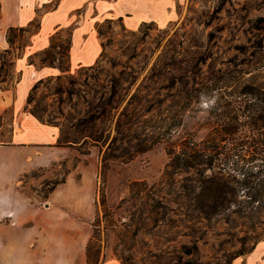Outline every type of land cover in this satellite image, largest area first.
<instances>
[{"label": "rangeland", "instance_id": "obj_1", "mask_svg": "<svg viewBox=\"0 0 264 264\" xmlns=\"http://www.w3.org/2000/svg\"><path fill=\"white\" fill-rule=\"evenodd\" d=\"M164 4L152 0V15L162 17ZM88 8L94 11L92 3ZM171 9L166 22L152 19L135 29L103 19L98 60L65 67L29 93L26 110L58 123L75 141L63 163L36 169L26 181L47 192L78 166L97 180L90 264L110 257L121 264H232L264 239V206L211 211L203 188L228 182L239 199L251 196L244 171L260 159L234 163L211 155L214 137L230 136L216 126L235 124L238 115L235 135L251 147L264 142L263 116L254 128L246 115L254 108L263 113L264 0H176ZM69 27L56 36L65 53ZM27 39H17L14 51ZM5 62L0 86L13 88L18 74ZM13 110L0 119L7 124L1 136ZM91 125L100 139L84 136ZM189 138L211 154L173 168L172 151Z\"/></svg>", "mask_w": 264, "mask_h": 264}, {"label": "crops", "instance_id": "obj_2", "mask_svg": "<svg viewBox=\"0 0 264 264\" xmlns=\"http://www.w3.org/2000/svg\"><path fill=\"white\" fill-rule=\"evenodd\" d=\"M123 1L0 0V49L15 48L7 38L9 26L40 18L39 31L14 57L18 79L13 88L0 86V119L8 107L14 109L8 133L0 135V264H90L87 245L97 214L96 178L78 166L47 196L25 179L36 169L62 163L72 151L60 141L58 124L26 110L34 83L62 71L57 65L31 63L30 55L47 48L57 29L73 26L70 66L91 65L103 50L97 28L103 19L118 18L129 29L152 19L164 23L176 0H160L165 2L162 17L152 15V0H127V5ZM100 264L121 262L110 257ZM232 264H264V239Z\"/></svg>", "mask_w": 264, "mask_h": 264}, {"label": "trees", "instance_id": "obj_3", "mask_svg": "<svg viewBox=\"0 0 264 264\" xmlns=\"http://www.w3.org/2000/svg\"><path fill=\"white\" fill-rule=\"evenodd\" d=\"M99 24L100 23L97 24V28ZM39 29H40V18L37 15L27 25L9 26L7 29V38L10 44L14 47L17 39H21V38L24 39L25 37L28 36L26 43L23 45L25 46L28 43L30 36L34 33H37ZM72 30H73V26H70L68 29L66 53L63 50V44L58 43L56 41V36L60 33V29H57L52 34L50 45L44 50L30 55V62L36 63L35 58L38 56L42 64L45 63V64H50V65H57L62 70H65V67L66 69H69ZM22 48L23 47H21V49ZM0 51L2 52V56H0V77H1L2 68H4V65H6L5 60L8 59L10 64L14 66V63H15L14 57L15 55H18L21 51L15 52L12 48L0 49ZM42 79L43 78L39 79L38 81ZM2 80L4 79H0V82ZM36 83L37 82L34 83L32 88L36 85ZM28 102H29V95H28ZM262 104H263V113L260 114L258 110L254 108V109H251L250 114H246L252 119L254 128H256V125H258V120L260 116H263L264 118V98L262 100ZM34 114L43 120L41 115H38L35 112ZM47 122L55 123L52 121H47ZM55 124H58V123H55ZM239 126H240L239 115L236 118L235 124L232 123L231 125H229V123H227L226 125L225 123L222 126H216L217 130L221 134L224 135V133L229 132L230 136H228L227 138L214 137L215 148L217 147V149L211 155V160H214L215 158H219V159H222V161L224 159L227 161H232L234 163H237L240 160L251 162L255 160L256 158H259L260 160L257 162V164H253V163L248 164L246 171H244L246 175V179L248 178L246 181L247 183L246 187H248V193L251 196L249 198L239 199L238 192L236 191V187L230 185V183L228 182L218 183L215 185L214 184L206 185L203 188L204 190L206 188V191H207L205 193L206 200L207 202H209L211 206V211L223 210L225 208H230L233 205H237L236 208L239 210L253 211L255 209H258L264 206V142L261 143L262 145L259 148L256 146L251 147V145L248 144L247 139L243 138L241 135H235L236 129H238ZM263 127H264V124H263ZM60 128H61L60 141L62 143L70 144L72 141H75L71 138H68L69 136L65 133V129L63 127L60 126ZM82 132L84 133V136H90L93 139H100L102 135V133L101 132L98 133L97 130H95L94 126L92 125H91L90 130H84V131L82 130ZM209 154H211V151L209 152L206 146L201 145V142L193 138L185 139L182 142L181 148L179 150L172 151L169 165L172 166L173 168L174 167H182V168L193 167L195 166V163H200V161L198 162V159H200V157L202 158L205 156L209 157ZM220 154H222V158H220L221 157ZM71 170L72 169H68L60 179H56L55 181H53L50 187L48 188L47 192L40 191L38 188L37 189L40 191V193L43 196H47L49 192L58 183L66 179L67 173ZM140 183H145V181L144 180L138 181V182L136 181L135 184H140ZM199 198H200L199 201L201 202L204 200V197H199ZM98 217L99 215L97 212L94 222L96 218ZM93 235H94V231H93L91 238L93 237ZM89 242H88V245H89ZM88 245H87V256H88V259L91 260L90 259L91 255L88 250ZM94 264H98V263H94Z\"/></svg>", "mask_w": 264, "mask_h": 264}, {"label": "clouds", "instance_id": "obj_4", "mask_svg": "<svg viewBox=\"0 0 264 264\" xmlns=\"http://www.w3.org/2000/svg\"><path fill=\"white\" fill-rule=\"evenodd\" d=\"M205 106H207V105H205Z\"/></svg>", "mask_w": 264, "mask_h": 264}]
</instances>
